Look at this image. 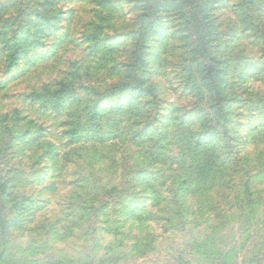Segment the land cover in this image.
<instances>
[{"label":"rangeland","instance_id":"374dc122","mask_svg":"<svg viewBox=\"0 0 264 264\" xmlns=\"http://www.w3.org/2000/svg\"><path fill=\"white\" fill-rule=\"evenodd\" d=\"M0 254L264 264V0H0Z\"/></svg>","mask_w":264,"mask_h":264},{"label":"trees","instance_id":"16d2710c","mask_svg":"<svg viewBox=\"0 0 264 264\" xmlns=\"http://www.w3.org/2000/svg\"><path fill=\"white\" fill-rule=\"evenodd\" d=\"M158 5L159 4H154L153 6H154V8H157L158 7ZM206 59V58H205ZM211 67H209V71H208V74H209V72L211 71ZM223 70H225V68L223 69ZM223 70L221 69V71H216V74H221V73H223ZM207 74V75H208ZM207 79V78H206ZM218 81V80H217ZM216 81V84L217 85H215V83L211 80V81H209V83H208V85L207 86H209V87H215V86H217L216 88H214V89H217V91H215L214 92V94H215V96L217 95V94H219V93H223L222 92V88L218 85V82ZM60 92H58V94L59 95H61L62 96V98H61V104H64L63 103V99H64V94L65 93H67L68 92V90H70L69 88H71V86H69L66 82H63L62 84L60 83ZM53 94H55V96H56V94L57 93H51V96H53ZM57 94V95H58ZM51 96H49V97H51ZM32 97V96H31ZM47 104V103H46ZM48 104H49V102H48ZM47 104V105H48ZM62 105H60V106H58L57 105V107H61ZM53 109H55L56 108V106L54 107H52ZM109 137V136H108ZM81 140V139H80ZM193 150H194V146H193ZM214 156H217V154H215ZM158 157H162L160 154H159V156ZM216 158V157H215ZM208 161H205V162H203V163H201V171H199V173H198V181H201L203 184H206L207 183V181H208V177H207V175L205 174V172H204V167L206 166V164H208L207 163ZM211 162H213V161H211ZM190 181H191V178L190 177H185L182 181H181V184H185L186 186L187 185H189L190 184ZM113 191H111V190H109V191H106V194H110V193H112ZM1 261H2V254H0V264H1Z\"/></svg>","mask_w":264,"mask_h":264}]
</instances>
